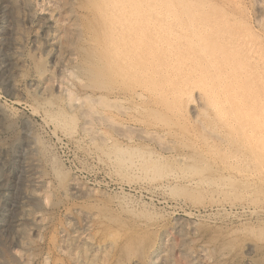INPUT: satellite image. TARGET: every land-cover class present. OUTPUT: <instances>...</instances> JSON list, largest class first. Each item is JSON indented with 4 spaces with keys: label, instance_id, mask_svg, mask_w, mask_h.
I'll use <instances>...</instances> for the list:
<instances>
[{
    "label": "rangeland",
    "instance_id": "1",
    "mask_svg": "<svg viewBox=\"0 0 264 264\" xmlns=\"http://www.w3.org/2000/svg\"><path fill=\"white\" fill-rule=\"evenodd\" d=\"M23 1V37L12 33L19 23L12 3L0 27V264H264V162L201 93L191 102L168 95L190 78L158 65L163 41L143 42L156 67L125 56L133 36L115 43L113 27L128 29L148 14L144 0H129L132 10L118 7L119 16L110 8L120 0ZM168 1V16L181 21L168 29L188 33L181 13L191 11L190 0ZM194 5L195 22L217 20L226 34L261 48L247 60L212 33H188L203 54L219 46L233 64L221 93L264 104L263 84H252L264 78V0ZM199 50L195 75L211 81L220 70L203 71L209 61ZM15 58L23 62L18 75Z\"/></svg>",
    "mask_w": 264,
    "mask_h": 264
},
{
    "label": "bare ground",
    "instance_id": "2",
    "mask_svg": "<svg viewBox=\"0 0 264 264\" xmlns=\"http://www.w3.org/2000/svg\"><path fill=\"white\" fill-rule=\"evenodd\" d=\"M260 1V0H259ZM12 3V5H14V12H15V16L17 18H19V23L15 26H12V33L15 37L16 40H18L20 37H23V28L21 27V22H25L27 19L26 13L24 11V1L23 0H0V27L3 26L4 23V18L2 13L4 12V8L6 7L7 4ZM132 3V2H131ZM130 3L129 0H127V2L125 3L124 0H120L118 2H116V5L111 9V14L113 16L118 15L119 13H117L118 7H125L126 9L132 10V8H136L134 7L132 4ZM214 2L212 1H205L204 4L208 5V4H212ZM184 4L183 2H179L177 3V10H179V8H181L180 6ZM187 7H190L189 12L186 13H181V16L184 17L189 24V28H191V30L193 31L194 35L197 33L199 35V32H208V33H212L213 36L216 35V39L217 42L219 41L220 43H222L224 46V48L226 49H230V51H233V49H238L236 50L237 52H245L248 55L247 60H249L250 55L254 56L256 53L258 54V49H261L257 47L253 44L255 42H251L249 39H246L244 37H240L238 35H236L235 33L232 32H228L226 34L225 31L227 30H221L220 27H218V21H209L207 19H201L197 22H195V17L197 16L198 12L196 11V6L194 5V0H190L188 4H186ZM221 5V4H220ZM171 6L174 7L173 5L169 4L168 0H144L143 1V7L144 9H148V14H144V17L139 18L137 21H133L132 23H127L126 25L128 26V29L125 28H118L116 30V28L113 27V29H111L112 31V36L115 38V43H117L118 45L123 44L124 40H127V38H131L133 36V44L127 48V50H123V51H127L125 56L127 55V57H133V61L134 63H143V64H147V66L150 67H156L157 64H155V62H152V59H150L149 61L147 59L148 56H146V54L149 53H144L145 50L143 49V42H150L153 43V45L158 42V41H163V46L165 48H161V57H159L157 59V61H159L158 65H162V69H170V70H177V71H182L184 74V76H188L190 78V80L187 79H183V81H180L178 84H173L171 85V88L168 91V95L172 96V97H176V98H180V99H186V100H190V102L192 101V93L194 91H198V93H201V95L205 96L207 98V101L205 99V101L208 103H206L209 107H211L213 109V111L217 114L220 115L221 117H224L223 119L226 121L227 124L230 127V125H232V127H235L234 129H236L238 131V133L241 135V138L245 144V146H247L248 148H251V156L253 155V157H257V161L263 163L264 162V104L262 103L261 100H258L257 98H252L254 100H251L250 102L248 101V99H246L244 96L239 95L238 91L234 92L233 94H230L227 92L221 93L219 87L223 86V81L226 78V76H228L230 73L227 71V69H229V66L232 64L230 61V64H227V62H224V58H222V54H220V47L216 46L217 48L214 47V49H216L214 51L215 55L210 54L209 52H207L205 54H203L204 50H206V48H202L203 44H201L200 40L198 37L193 36V33L188 34L191 30H189V32H184V34H181V31H178V29L176 28L174 31H170L167 27L168 24H170V22H172L173 20L175 21L176 26L179 27V25L181 24V21H177L178 17H169L168 9L171 8ZM219 6V5H218ZM223 7V6H222ZM194 9V10H193ZM264 9V8H263ZM122 10V9H121ZM127 11V10H126ZM166 12V13H164ZM240 12V11H239ZM234 13V12H233ZM132 15H134L135 13L132 12ZM224 14V13H223ZM108 15V14H107ZM221 15V13L219 14ZM225 16V15H224ZM230 16V15H227ZM232 16V15H231ZM11 17V16H10ZM105 19H107L106 17H104ZM202 18V17H201ZM211 19V18H210ZM238 19V18H237ZM259 19V18H258ZM239 20V19H238ZM229 21V19L227 20ZM231 21V20H230ZM245 20H243L244 22ZM113 22V21H112ZM237 22V20H236ZM239 22V21H238ZM241 22V21H240ZM246 22V21H245ZM27 23V22H25ZM118 23V22H117ZM221 23V22H220ZM258 23V22H257ZM234 24V23H233ZM112 25V23H111ZM235 25V24H234ZM244 25V24H243ZM246 25V24H245ZM109 26V24H108ZM175 26V27H176ZM182 26V25H181ZM185 26V25H184ZM227 26V25H226ZM116 27V26H115ZM124 27V26H123ZM172 27V25H171ZM187 27V26H186ZM231 27V26H229ZM239 27V26H238ZM3 28V27H2ZM244 28V27H243ZM234 29V28H233ZM242 29V28H241ZM247 29V28H246ZM238 30H240L238 28ZM11 31V30H10ZM212 31V32H211ZM236 32H238L236 30ZM243 32V31H242ZM249 32V30H248ZM11 33V32H10ZM119 33H122L119 34ZM215 33V34H214ZM245 33V32H244ZM1 34V33H0ZM119 34V35H118ZM241 34V33H240ZM246 34V33H245ZM244 34V35H245ZM262 37L264 38V34H261ZM205 36V35H203ZM256 36V35H255ZM112 37V38H113ZM252 37V36H251ZM205 38V37H204ZM254 38V37H253ZM261 38V37H259ZM262 38V39H263ZM135 39V40H134ZM186 40H188V42H185ZM209 40V39H208ZM253 40V39H252ZM261 40V39H259ZM181 42L188 44V46H184L181 44ZM260 42V41H259ZM263 42V41H262ZM205 43V42H204ZM207 43V42H206ZM212 43V42H211ZM258 43V42H257ZM264 43V42H263ZM117 45V46H118ZM162 45V44H161ZM217 45V44H216ZM219 45V44H218ZM127 46V44H126ZM160 49V46L157 45ZM213 47V45H211ZM215 46V45H214ZM8 47V46H7ZM207 47V46H206ZM209 47V46H208ZM1 48V47H0ZM174 49V50H173ZM200 49V50H199ZM264 49V48H263ZM199 50L200 54L202 56H204L206 59H208L209 61V65L208 67H206L205 69H203V71L205 70H210V69H219L220 73L218 71L219 74H216V76H213V78L211 79V81L209 80L208 77H204L201 75H195V72H200L199 69H197V57L199 56V54L197 53ZM212 50V49H211ZM147 51V50H146ZM264 51V50H263ZM260 52V51H259ZM122 53V52H121ZM151 53V52H150ZM222 53V52H221ZM118 54V53H117ZM145 54V55H144ZM256 54V55H257ZM8 55V54H7ZM226 55V54H225ZM242 55V54H241ZM263 55V54H262ZM201 56V57H202ZM156 57V56H155ZM118 58V57H117ZM199 58V57H198ZM234 58V57H233ZM263 58V57H261ZM231 59V58H228ZM227 59V60H228ZM240 59V58H239ZM254 59V58H253ZM226 60V58H225ZM257 60V59H256ZM259 61V60H258ZM262 61V60H261ZM264 61V60H263ZM7 62V61H6ZM151 62V63H150ZM200 62V61H199ZM239 62V61H238ZM244 62V59H243ZM234 63H236L234 61ZM240 63V62H239ZM256 63V62H255ZM264 63V62H263ZM128 64V63H127ZM142 64V65H143ZM204 64H205V60H204ZM241 64V63H240ZM247 63L244 62L242 66V70L244 71H248V65H246ZM258 64V63H257ZM256 64V65H257ZM23 62L22 60L15 58V63L13 64V74L14 75H18L19 70L22 68ZM233 65V64H232ZM25 66V65H24ZM206 66V65H205ZM235 66V65H234ZM239 66V65H237ZM204 68V67H203ZM210 68V69H209ZM234 68V67H232ZM91 69V68H90ZM133 69V68H132ZM231 69V68H230ZM235 69V68H234ZM212 70V71H213ZM232 70V69H231ZM253 69H251L252 71ZM261 70V68H260ZM236 71V70H235ZM231 72V71H230ZM263 72V71H262ZM215 73V72H213ZM233 74V72H231ZM240 73V72H239ZM176 74V73H175ZM206 74V73H205ZM9 75V74H8ZM192 75V77H191ZM241 75V74H239ZM252 75V74H251ZM259 75V74H258ZM237 76V75H235ZM263 76V74H262ZM230 77V76H229ZM245 77V76H244ZM247 77V76H246ZM250 77V76H249ZM180 78V77H179ZM184 78V77H183ZM233 78V76H232ZM172 79V78H171ZM227 79V78H226ZM169 80V79H168ZM228 80V79H227ZM231 80V79H229ZM247 80V79H246ZM171 81V80H169ZM233 81V80H232ZM235 81V80H234ZM241 81V80H240ZM260 82L263 84L264 86V78L261 77L260 79L257 80V78L252 81V84L255 86H257L256 84H258V86L261 87ZM91 83V82H90ZM231 83V82H230ZM234 83V82H233ZM247 84V83H245ZM168 85V84H166ZM230 86V85H229ZM18 87V86H17ZM226 87V86H225ZM232 87V86H231ZM239 88V87H238ZM224 89V87H223ZM245 89V88H244ZM246 89H247V85H246ZM220 90V91H219ZM232 90V89H231ZM230 90V91H231ZM239 90V89H238ZM194 96V95H193ZM170 98V97H169ZM194 99V98H193ZM204 101V100H201ZM16 102H18V100H16ZM110 102V101H109ZM200 103V102H199ZM205 102H203L204 104ZM195 105V104H194ZM201 106V104H199ZM197 106V105H195ZM205 106V105H204ZM193 107V106H192ZM125 108V107H124ZM128 108V107H127ZM196 108V107H195ZM194 108V109H195ZM198 108V107H197ZM202 108V107H201ZM200 108V109H201ZM204 108V107H203ZM126 109V108H125ZM205 109V108H204ZM196 110V109H195ZM96 111V110H95ZM118 111V110H117ZM121 111V110H120ZM207 111V110H206ZM205 111V112H206ZM209 111V110H208ZM92 112V110H91ZM180 112V111H179ZM196 113V111H194ZM201 112V111H200ZM202 113V112H201ZM200 114V113H199ZM249 114L250 117L246 118V116ZM203 115V114H202ZM205 115V114H204ZM195 116V115H194ZM213 116V115H212ZM235 116L237 117L235 119ZM197 117V116H196ZM217 117V116H216ZM194 118V117H193ZM220 118V117H219ZM215 119V118H214ZM192 120V118H191ZM223 120V121H224ZM196 121V120H195ZM217 121V120H216ZM215 121V122H216ZM219 121V120H218ZM194 122V121H193ZM197 122V121H196ZM199 122V120H198ZM201 122V121H200ZM217 123V122H216ZM200 125V124H199ZM219 125V124H218ZM198 126V125H197ZM203 128H205L203 126ZM142 130V129H141ZM221 130V129H220ZM92 132V131H90ZM218 132V131H217ZM222 132V131H221ZM225 132V131H224ZM227 133V132H226ZM224 134V133H223ZM222 134V135H223ZM229 134V133H228ZM220 136V135H219ZM205 138V137H204ZM226 138V137H225ZM206 140V139H205ZM223 140V139H222ZM233 140V138H232ZM235 140V139H234ZM204 141V140H203ZM210 141V140H209ZM205 142V141H204ZM207 142V141H206ZM230 142V141H229ZM233 142V141H232ZM238 142V141H237ZM173 144V143H172ZM211 144V143H210ZM230 144V143H229ZM214 145V144H213ZM234 145V144H232ZM240 145V144H239ZM211 146V145H210ZM215 146V145H214ZM230 146V145H229ZM216 147V146H215ZM222 147V146H220ZM169 148V147H168ZM209 148V147H207ZM211 148V147H210ZM224 148V147H223ZM241 148V147H240ZM167 149V148H166ZM220 149V148H219ZM163 150V149H162ZM229 150V149H228ZM249 150V149H248ZM210 151V150H209ZM214 151V150H213ZM212 151V153L214 154V152ZM232 151V150H231ZM240 151V150H239ZM250 151V150H249ZM211 152V151H210ZM216 152V151H215ZM241 152V151H240ZM239 152V154H240ZM229 153V152H228ZM237 153V152H236ZM242 153V152H241ZM211 154V153H210ZM234 154V153H233ZM224 155V153H223ZM100 156V155H99ZM125 156V155H124ZM210 156V155H209ZM212 156V154H211ZM231 156V155H230ZM249 156V155H248ZM216 157V156H215ZM222 157V155H221ZM229 157V156H228ZM235 157V156H234ZM250 157V156H249ZM178 158V157H177ZM207 158V157H206ZM213 158V157H211ZM227 158V157H226ZM231 158V157H230ZM244 158V156H243ZM248 158V157H247ZM179 159H183V158H179ZM185 159V158H184ZM242 159V158H241ZM213 160V159H212ZM254 160V159H253ZM215 161V160H214ZM232 161V160H231ZM237 161V160H236ZM184 162V160H183ZM235 162V161H234ZM247 162V161H246ZM216 167L221 170L224 171L225 169H227L228 164L226 161L224 160H216L215 162ZM237 164V163H236ZM260 164V163H259ZM258 164V165H259ZM264 164V163H263ZM262 164V165H263ZM150 165V164H149ZM233 165V164H232ZM243 165V164H242ZM255 165V164H254ZM239 166V165H238ZM251 166V165H250ZM231 167V166H230ZM243 167V166H242ZM239 168V167H238ZM237 168V169H238ZM254 169V167H252ZM15 169V168H14ZM257 169V168H256ZM236 170V169H235ZM10 171V170H9ZM228 171V170H227ZM237 171V170H236ZM235 171V172H236ZM260 171V170H259ZM226 172V171H225ZM231 172V171H230ZM230 172L228 174H230ZM234 172V171H232ZM238 172V171H237ZM236 172V173H237ZM250 172V171H248ZM261 172V171H260ZM254 173V172H253ZM10 174V172H9ZM235 174V173H234ZM255 174V173H254ZM264 174V173H263ZM174 175H179V174H173ZM210 175V174H209ZM238 175V174H236ZM249 179H252L253 181L254 178L253 176H251L250 174H246ZM180 176V175H179ZM256 176V175H255ZM260 176V175H259ZM9 178V177H8ZM175 178V177H174ZM194 179V178H193ZM173 180V179H172ZM186 181V179H184ZM247 180V179H246ZM191 181V180H190ZM258 181V180H257ZM173 182V181H172ZM182 182V181H181ZM255 183V182H252ZM258 184L260 185H264V183L259 182ZM249 202V201H248ZM253 202V201H252ZM245 203V202H244ZM256 203V202H255ZM260 203V202H259ZM185 204V203H184ZM188 204V203H187ZM238 204V203H237ZM233 204V208L239 209V210H247V207L245 206V204ZM232 205V204H231ZM255 206V205H254ZM221 207V205H220ZM187 208V207H186ZM186 210V209H185ZM183 210V211H185ZM256 210V209H255ZM261 210V209H260ZM263 210V209H262ZM189 211V210H188ZM252 211V210H251ZM187 212V210H186ZM238 212V211H236ZM249 212V211H248ZM190 213V211H189ZM247 213V212H246ZM253 213V212H252ZM260 212H258L259 214ZM264 213V212H263ZM251 214V213H250ZM178 223V222H176ZM179 225V223H178ZM177 226V224H176ZM180 226V225H179ZM176 228V227H175ZM180 228V227H179ZM205 251V250H204ZM200 252V251H199ZM194 254V253H193ZM200 255H202L201 253H199ZM199 255V256H200ZM204 255V252H203ZM195 257V256H194ZM201 257V256H200ZM203 257V256H202ZM193 259V258H192ZM85 261V260H84ZM195 261V260H194ZM197 262V261H196ZM87 263V262H86ZM200 263V262H199ZM197 263V264H199ZM89 264V263H88ZM196 264V263H195Z\"/></svg>",
    "mask_w": 264,
    "mask_h": 264
}]
</instances>
